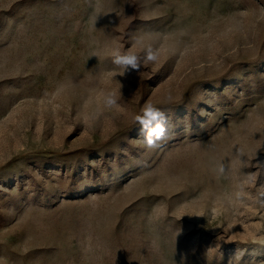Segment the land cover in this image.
Returning <instances> with one entry per match:
<instances>
[{
    "label": "rangeland",
    "instance_id": "rangeland-1",
    "mask_svg": "<svg viewBox=\"0 0 264 264\" xmlns=\"http://www.w3.org/2000/svg\"><path fill=\"white\" fill-rule=\"evenodd\" d=\"M260 241L264 0H0V264H248Z\"/></svg>",
    "mask_w": 264,
    "mask_h": 264
},
{
    "label": "clouds",
    "instance_id": "clouds-1",
    "mask_svg": "<svg viewBox=\"0 0 264 264\" xmlns=\"http://www.w3.org/2000/svg\"><path fill=\"white\" fill-rule=\"evenodd\" d=\"M133 39L135 41L134 46H140L144 49L145 62L156 61L158 59L157 51L152 49L151 45L144 44L143 36H134ZM112 55L114 57V64L123 68V72L120 73L121 76L124 75V72L129 68L138 70L141 67L140 58L131 52L121 55L118 50H114ZM106 103L109 106L115 104V99L113 98L112 94H109ZM135 120L141 126V131L143 133V143L147 149L158 148L160 146V142L167 138V116L152 103H146L143 108V115L136 116ZM219 171L221 173L224 172V168L221 167ZM260 243L264 244V241H260ZM243 255L244 250H238L234 257L230 258L229 264H239ZM248 264H264V260L252 259L248 261Z\"/></svg>",
    "mask_w": 264,
    "mask_h": 264
}]
</instances>
